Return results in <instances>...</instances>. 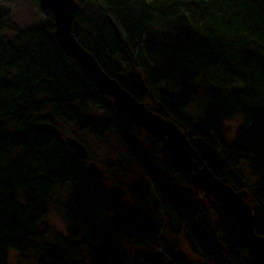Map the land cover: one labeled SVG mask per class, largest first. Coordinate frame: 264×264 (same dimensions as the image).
Instances as JSON below:
<instances>
[{
  "label": "trees",
  "instance_id": "trees-1",
  "mask_svg": "<svg viewBox=\"0 0 264 264\" xmlns=\"http://www.w3.org/2000/svg\"><path fill=\"white\" fill-rule=\"evenodd\" d=\"M78 2L72 29L80 42L139 100L146 96L135 70L144 74L156 110L178 123L218 177L235 190L250 191L247 200L258 205L256 230L264 236V0ZM45 11L39 26L22 29L0 7V264H10V251L26 254L35 241L45 240L50 228L40 224L54 203L55 187L68 185L73 196L64 208L67 234L58 238L62 246L45 244L48 261L39 264H68L72 246L87 247L91 264H131L136 247L146 251L140 264H194L178 247L183 237L198 262L237 264L238 252L245 251L243 264H250L230 211L216 197L194 192L189 176L155 137L148 135L152 148L144 145L141 128L62 50L54 16ZM117 56L127 65L125 75ZM163 81L173 90L159 89ZM201 92L202 118H190L183 110ZM236 117L243 122L229 138L226 121ZM58 118L99 138L118 133L152 183L132 185L133 205L95 177L68 136L32 127ZM243 159L255 184L238 170ZM176 171L189 186L175 181L170 174ZM155 192L158 197L150 201ZM167 235L179 243L170 246ZM157 248L171 258L150 252Z\"/></svg>",
  "mask_w": 264,
  "mask_h": 264
},
{
  "label": "water",
  "instance_id": "water-1",
  "mask_svg": "<svg viewBox=\"0 0 264 264\" xmlns=\"http://www.w3.org/2000/svg\"><path fill=\"white\" fill-rule=\"evenodd\" d=\"M43 10H50L54 16L55 34L58 37L62 50L73 58L88 77L95 82L99 91L111 96L117 111L130 117L136 126L160 141L161 151L169 155L171 161L182 169L188 176L189 182L195 190H202L209 197H216L234 216L238 232L251 253L250 264H264V236L256 230L257 204H251L249 200L251 193L248 189L235 190L229 182L218 177L203 160L199 151L194 147L187 134L174 120L166 118L159 113L157 99H151L152 90L144 74L135 70L140 89L145 94V100H139L134 96L118 78L108 74L101 66L96 56L89 51L78 39L73 26L76 15L80 9L78 0H37ZM113 27L120 40V28L115 20L111 18ZM115 60L119 63L123 72L127 65L123 58L117 56ZM128 74H132L129 69ZM153 102V103H152ZM33 129L42 133H50L62 136V131L53 123L42 122L32 125ZM68 144L73 148L80 158L89 159L88 147L74 136L67 137ZM90 170L100 180L104 178V172L95 162L89 164ZM111 191L124 197L127 191L119 186H113ZM146 251L136 248L135 262L139 263Z\"/></svg>",
  "mask_w": 264,
  "mask_h": 264
},
{
  "label": "rangeland",
  "instance_id": "rangeland-1",
  "mask_svg": "<svg viewBox=\"0 0 264 264\" xmlns=\"http://www.w3.org/2000/svg\"><path fill=\"white\" fill-rule=\"evenodd\" d=\"M0 7H2L5 11H10V19L22 29L30 26H39L47 18L46 11L40 7V3L37 0H0ZM158 88L172 89L170 83L164 81L161 82ZM155 92L156 91H154V95L156 97L157 93ZM205 101V95L201 92L198 101L192 103L188 108L184 109L183 113L193 119L202 118ZM93 110L95 111V108ZM99 111H103V108L99 109ZM242 122L243 119L241 117H236L234 119L226 121V127L228 128L227 135L229 138H232V136L235 135L237 127L242 124ZM53 124L56 125L60 130H62V132H64V138L65 136H74L88 147L90 151V158L86 160V165H89L91 162H95V164L103 170L105 176L102 181L106 186H108V188L111 189L113 186H119L125 189L127 191V194L124 195V200L129 203V205H133L134 203L130 195V189L132 185L139 182L146 184L151 182L149 177L145 174L142 166L137 162L136 159L133 158L129 148L125 145L122 138L114 130L108 133L104 138H99L96 137L91 130L88 129L83 132L79 130L77 124L69 123L62 118H58L56 123ZM139 134L144 145L152 148V141L148 137L149 134L146 132V130L141 128ZM158 157H160V155H158ZM247 167L248 162L243 159L240 162L238 170L249 185L255 184L256 178L251 176L249 168ZM170 175L175 177V181L178 184L184 187L189 186L188 182L182 177L179 172H172ZM55 188L54 203L52 204L48 215L40 224V228L43 230L46 227L50 228L47 237H45V240L42 243L35 241L34 247L26 252V254L17 251H10V264H39L38 262L42 260L48 261V247H45V244L49 246L61 244L62 246V243L58 242V238L61 234L63 236L67 234V223L64 218V208L73 196V187L71 185H68L67 187L57 186ZM194 192H196L195 189ZM196 193L199 196L205 197V193L203 191L199 190V193ZM153 194L154 195L150 201L158 197L157 192ZM156 195L157 197L154 198ZM204 205L210 209V200L204 201ZM210 213L214 216L211 209ZM174 224H176V222H174ZM178 236L179 235L177 234V237ZM168 238L170 246H175L179 243L178 239H174L173 236H168ZM189 244L190 243L183 237L181 238V243L178 247L179 249L183 250L185 254H188V257L191 258L194 264H198L200 262H202L203 264H207V261L202 258L201 261L198 262L199 256L196 255L198 253L195 252L192 246ZM136 248H134V250H131V264H140V261L139 263L135 262L134 257ZM68 251V264H91L92 257L90 250L87 247H80L78 251V247L72 246ZM150 252H152L153 254L157 253L156 255L158 258H171V256L167 254V252H165L164 248H157L156 250H150ZM238 253L239 254L236 256L237 264H243V260L247 255V252L240 251Z\"/></svg>",
  "mask_w": 264,
  "mask_h": 264
},
{
  "label": "flooded vegetation",
  "instance_id": "flooded-vegetation-1",
  "mask_svg": "<svg viewBox=\"0 0 264 264\" xmlns=\"http://www.w3.org/2000/svg\"><path fill=\"white\" fill-rule=\"evenodd\" d=\"M123 74H125V72Z\"/></svg>",
  "mask_w": 264,
  "mask_h": 264
}]
</instances>
